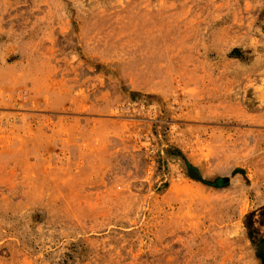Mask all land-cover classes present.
Masks as SVG:
<instances>
[{
	"label": "rangeland",
	"instance_id": "374dc122",
	"mask_svg": "<svg viewBox=\"0 0 264 264\" xmlns=\"http://www.w3.org/2000/svg\"><path fill=\"white\" fill-rule=\"evenodd\" d=\"M0 264H264V0H0Z\"/></svg>",
	"mask_w": 264,
	"mask_h": 264
}]
</instances>
